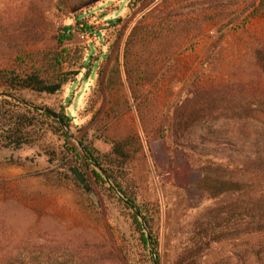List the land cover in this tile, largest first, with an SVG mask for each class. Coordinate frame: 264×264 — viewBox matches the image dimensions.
Instances as JSON below:
<instances>
[{
	"label": "rangeland",
	"instance_id": "374dc122",
	"mask_svg": "<svg viewBox=\"0 0 264 264\" xmlns=\"http://www.w3.org/2000/svg\"><path fill=\"white\" fill-rule=\"evenodd\" d=\"M28 1L0 0V17L12 24L33 17ZM32 1L47 35L32 49L52 46L51 33L71 26L72 45L90 49L83 60L90 68L80 70L58 97L18 96L49 110L62 107L70 118L63 123L67 129L61 126L66 148L84 157L81 147H89L107 163L125 166L112 172L131 187L140 214L157 234L160 264H177L213 235L240 230L263 213L264 171L252 177L244 171L254 173L252 161L264 158L263 124L230 120L211 108L199 113L204 108L198 102L186 106L195 112L192 127L182 132L173 122L175 109L197 87L209 91L238 80L250 93L264 91V65L257 66L255 56L256 51L264 56V18L248 20L259 0H216L200 32L195 27L185 38L176 31L154 42L155 53L171 52L167 61L149 59L156 77L141 88L146 98L138 102L130 99L123 67L131 30L169 14L177 15L176 22L199 25L203 0H166L157 11L163 0H145L134 10L133 0H91L56 18L49 0ZM79 14L87 17L91 34L79 31L73 19ZM43 123L44 130L31 132L27 144L0 148V264H149L140 256L118 195L101 192L81 161L79 170H72L84 175L91 189L85 192L67 168L72 155L61 134L53 135L52 124ZM233 125L247 126L249 135L230 133Z\"/></svg>",
	"mask_w": 264,
	"mask_h": 264
},
{
	"label": "trees",
	"instance_id": "16d2710c",
	"mask_svg": "<svg viewBox=\"0 0 264 264\" xmlns=\"http://www.w3.org/2000/svg\"><path fill=\"white\" fill-rule=\"evenodd\" d=\"M90 1L57 0L54 3L53 0H49V8H51L52 14L56 11L55 14L57 15L53 14L56 18L80 11ZM144 1L133 0L131 8L134 10ZM215 1H202L201 15L198 16L199 25L193 26V22L189 19L176 22L177 15L169 14L166 17H155L145 25H138L131 30L126 42V55L123 65L131 101L138 102L140 98L145 99L146 95L143 94L141 88L155 80L156 73H154V70L156 67H148L149 59L159 58L161 61H167L171 52L170 49L160 50L159 48V52L155 53L156 51L151 50L153 49L152 44L162 39L163 36L167 38L176 31L185 38H188L194 32L195 29L193 28L195 27L197 28L196 32H200L202 26L209 22L207 16L210 15L206 12H211L215 8L213 7L216 4ZM165 2L166 0L161 1L154 7V10L164 8ZM28 8L35 11L33 17L26 16L24 20L13 24L5 22L0 17V30H2L0 32V95H2L0 96V148H18L27 144L31 132L44 130L43 122H50L52 125L49 131L53 135L61 134L65 145L63 148L66 149L68 155H72L71 161L67 165L69 171L72 168L78 169L79 163L84 161L83 168L91 170L97 188L114 198L115 194L108 182L93 166L96 165L105 173L110 183L123 195L124 199L139 212L131 187L123 181L121 176L116 177L112 172V168H115L117 172H122V170H125L124 165L118 164L115 166L107 163L89 147H84L87 157L76 153L74 149L66 148L67 137L62 132L58 120H54L49 115L33 110L19 102L22 99L19 98L18 94L23 92L40 99L58 97L62 92V88L71 83L80 73V70L90 68V64L83 61L84 53L90 49L89 47L72 45L73 28L71 26L61 27L51 33L52 46L32 49L43 43L47 35L45 32L46 27L39 20L42 16L37 3L29 0ZM142 18L145 19V17ZM257 18H264V0H259L248 15V20ZM73 19H75L77 26L81 27L79 29L81 33H92V29L86 25L87 17L79 14L74 15ZM49 26L52 27V24ZM255 56L257 57V66L262 69L264 65L263 54L256 51ZM7 95H11L18 100L10 99ZM191 97L182 106L175 109L174 129L184 132L192 127L196 119L195 112L192 109L191 112L186 111V106L188 103L195 106V102H198L196 104L201 103L200 107L204 108L199 113L206 108H211L221 110L230 120H258L264 126V91L250 93L248 85L241 81L229 80L224 86L215 87L209 91L197 87L196 91L191 93ZM56 109L58 111H50L60 116L62 122L67 125L70 118L63 113L62 107H56ZM233 126L234 129L230 133L234 130L249 135L250 128H247V126L243 125L237 128L235 125ZM73 158L76 159V162ZM51 159L56 160V156L53 154ZM254 160L250 165L254 169V173H250V168L244 169L248 176L251 174L258 175L261 174L259 172L264 171V158L259 156ZM209 164L216 167L215 171L223 172L213 161H210ZM198 169L201 172L206 170L202 167H198ZM237 169L240 170L239 167ZM251 179L249 178L246 184H250ZM117 202L128 212L130 230L138 249H140L143 262L151 264V254L140 220L127 206L123 205L121 200L117 199ZM146 225L158 258V264H160L158 236L152 231L151 224L147 220ZM211 246H215L213 251L210 248ZM177 264H264V211L256 220L253 218L240 230L220 232L213 235L207 240L202 249L183 256Z\"/></svg>",
	"mask_w": 264,
	"mask_h": 264
},
{
	"label": "water",
	"instance_id": "95a60500",
	"mask_svg": "<svg viewBox=\"0 0 264 264\" xmlns=\"http://www.w3.org/2000/svg\"><path fill=\"white\" fill-rule=\"evenodd\" d=\"M0 96H2V95H0ZM7 97H9L10 99L18 100L17 98H15V97H13L11 95H7ZM19 102H21L23 105H25V106L33 109V110H36V111H39L41 113H45V114L49 115L54 120H58L60 125L67 129V127L63 124L61 117L58 116L56 113L50 111L49 109L44 108V107L34 106V105H31V104H29V103H27L25 101H22V100L19 101ZM81 149H82V152L84 154V157H87L84 148L81 147ZM93 166L104 177V179L108 182V184L111 187V189L118 195V197L123 202V204L125 206H127L130 209V211L140 220L141 225H142V230H143V232L145 234V237H146V240H147V245H148L151 257H152V262H153V264H158L157 256H156V253L154 251V248H153V245H152V242H151V239H150L149 232L147 230V225H146L145 219L126 199H124L123 195H121L116 190V188L108 180V178L105 175V173L103 171H101L96 165H93ZM70 172L75 177L77 182L84 188L85 192H87V193L90 192L91 189H90L88 183L86 182V179L77 171L71 170Z\"/></svg>",
	"mask_w": 264,
	"mask_h": 264
}]
</instances>
